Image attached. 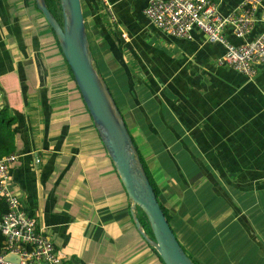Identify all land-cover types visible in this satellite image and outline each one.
<instances>
[{"label": "crops", "instance_id": "crops-1", "mask_svg": "<svg viewBox=\"0 0 264 264\" xmlns=\"http://www.w3.org/2000/svg\"><path fill=\"white\" fill-rule=\"evenodd\" d=\"M149 1L110 0V14L100 0H83L99 65L140 142L170 176L167 188H183L170 198L180 207L179 241L200 252L189 228L198 216V230H209L207 240L221 249L229 244L226 225L240 221L253 244L230 264H264V231L254 227L264 216V64L254 77L221 65L222 43L198 31L192 38L162 31L144 13ZM215 1L225 15L241 2ZM36 5L0 0V156L18 155L11 189L54 242L61 264H165L136 227L78 85L64 88L67 99L48 81L43 51L57 42ZM260 31L228 37L238 44Z\"/></svg>", "mask_w": 264, "mask_h": 264}, {"label": "built area", "instance_id": "built-area-1", "mask_svg": "<svg viewBox=\"0 0 264 264\" xmlns=\"http://www.w3.org/2000/svg\"><path fill=\"white\" fill-rule=\"evenodd\" d=\"M111 14L110 0H100ZM144 13L162 31L179 38H192L195 32L204 34L209 42L226 47L221 65H227L249 77L264 64V0H241L231 14H222L215 0H150ZM261 27L258 35L241 43H233L228 32L244 39ZM18 155L0 156V231L6 245L0 253V264H61L54 242L38 228L35 218L23 207L20 197L11 189V168ZM40 160L37 159V162ZM20 256L10 261V254Z\"/></svg>", "mask_w": 264, "mask_h": 264}, {"label": "water", "instance_id": "water-1", "mask_svg": "<svg viewBox=\"0 0 264 264\" xmlns=\"http://www.w3.org/2000/svg\"><path fill=\"white\" fill-rule=\"evenodd\" d=\"M54 30L83 99L132 203L131 213L139 232L155 248L165 264H196L173 230L150 182L138 149L102 72L89 38L83 0H60L63 22L46 0H36ZM139 208L147 216L153 236L143 227ZM10 261L20 256L10 254Z\"/></svg>", "mask_w": 264, "mask_h": 264}, {"label": "rangeland", "instance_id": "rangeland-1", "mask_svg": "<svg viewBox=\"0 0 264 264\" xmlns=\"http://www.w3.org/2000/svg\"><path fill=\"white\" fill-rule=\"evenodd\" d=\"M37 12H39L37 9H35ZM40 14V12H39ZM44 16V15H43ZM50 33L53 35L54 33L50 30ZM50 49V48H49ZM44 55L42 56V58L44 59L45 64L48 66V70H49V78L48 81L51 84V87L56 85L57 90L60 91L59 94H57V96H60L61 98H69L68 95L71 94L70 89L71 85L70 84H75L73 76L67 66L66 60L63 57V55L61 54V50L57 44L56 49L55 48H51L50 50L47 51H43ZM62 71V72H61ZM60 74V75H59ZM68 89H64L67 88ZM70 94H69V93ZM118 97V96H117ZM125 115V114H124ZM127 120H130V118L128 116H126ZM130 126L132 127V125L130 124ZM134 129V128H133ZM134 135L136 136V133L134 131ZM183 158V157H182ZM181 157H179V159H182ZM186 174H188V172H186ZM176 185V184H174ZM174 185H172L174 187ZM178 188L180 189L181 186L177 185ZM176 186V187H177ZM115 187V186H114ZM172 187V189H173ZM164 189H169V188H164ZM182 189L180 190H174V191H182ZM165 190L162 192V197L164 198L165 195ZM236 197L238 198V194H235ZM241 200V199H240ZM242 201V200H241ZM263 205V203L261 204V206ZM178 210L180 209V207L177 208ZM252 211H250V215L252 214ZM140 213V212H139ZM220 213L219 218H225V216ZM198 216H196V219L191 223V225L189 226V228L193 229L192 231V237L195 238V241H192V246H194V250L195 251H200L198 254L195 252H191L189 247H188V242H181L183 243L182 245L184 246V248L186 249L187 253L194 259V261H196L198 264H230L231 261L233 262V260L236 259H240V262L242 261L243 256L249 251V247H252V241H251V236L252 234H250V232H248L247 227H245V225L238 221L236 225L231 226L229 224L226 225V237H228V245L226 246L224 243L221 247V249L218 247L219 244L215 243V241H213V239H209L207 240V236L209 230L206 232H201L198 230L199 226L198 222L199 219ZM226 219V218H225ZM224 219V220H225ZM202 221V220H200ZM194 222H196L194 224ZM210 224L213 223V221L208 222ZM258 223V226L257 224ZM256 223L254 222V227L256 229H263L264 231V216L263 219H259L258 221H256ZM188 227V226H187ZM148 228V226H146V229ZM176 230V228H175ZM177 232V230H176ZM178 234V232H177ZM181 237L184 235L182 233ZM205 237V238H203ZM215 244V246L213 245V243ZM232 247V248H230ZM232 249V251H231ZM234 263V262H233ZM236 264H239L236 263Z\"/></svg>", "mask_w": 264, "mask_h": 264}, {"label": "trees", "instance_id": "trees-1", "mask_svg": "<svg viewBox=\"0 0 264 264\" xmlns=\"http://www.w3.org/2000/svg\"><path fill=\"white\" fill-rule=\"evenodd\" d=\"M47 2V5L48 7L50 8V10L52 11V13L55 15V17L60 21V23L62 24L63 22V14H62V9H61V5H60V0H46ZM34 3L35 5L37 4L36 3V0H34ZM84 6V4H83ZM37 7V5H36ZM38 8V7H37ZM84 9H85V6H84ZM39 10V9H38ZM85 12V10H84ZM86 17V16H85ZM47 21V20H46ZM48 23V22H47ZM49 26V29L54 33V36L56 38V42L61 50V54L63 55V57L65 58L63 52H62V49L60 47V44H59V41L57 39V36L54 32V30L51 28V26L48 24ZM113 26H115V24H113ZM89 33V32H88ZM115 34V32H113ZM89 38H90V35H89ZM90 42H91V39H90ZM105 41L103 40V43ZM56 44V45H57ZM91 48L93 50V53H94V56H95V59L97 61V64H98V67H99V70L100 72H102L103 76L105 77V80L108 84V81H107V76H105V74L103 73V70L102 68L100 67L99 65V62L96 58V54L94 52V49L92 47V44H91ZM66 60V58H65ZM111 60L108 59V62H110ZM66 63H67V66L73 76V79H74V82L77 86V83H76V80H75V77H74V74H73V71L70 67V65L68 64L67 60H66ZM119 79V78H118ZM120 80V79H119ZM109 86V84H108ZM78 87V86H77ZM110 88V86H109ZM110 90H112L110 88ZM112 94H113V91H111ZM82 95V94H81ZM114 96V94H113ZM122 114L124 115V110H123V107L121 106V103H118V100H116ZM126 104H123V106H125ZM125 117V115H124ZM126 120V123H127V126H128V129L130 130V133L132 135V138L134 140V143L138 149V152H139V155L141 157V160H142V163L144 165V168L147 172V175L150 179V182L151 184L153 185L154 187V190H155V193L157 195V198L173 228V230L175 231V228H174V223H175V220L177 218V212L174 211V209H176L177 207L175 206H172L171 203H170V198H173V195H174V190L172 188H169V189H164V188H167L168 186V183H167V180H169L170 176L168 177L165 169L162 167V165H160V161L158 160V158H156V156L154 155L153 151L151 150L150 146L148 145V143H142L140 142V139H139V134H137V132L133 129L135 128L136 126L134 124H131L132 127L130 126V123L128 122V120L125 118ZM12 120H9V121H6V125L9 126L12 122ZM134 131L136 133V136L134 135ZM235 175L237 174H232L233 177H236ZM229 177V176H228ZM169 178V179H168ZM166 191L165 192V195H164V198L162 197V192L163 191ZM178 205V204H177ZM2 212H5V208L3 207L2 205ZM139 218L142 222V225L146 228V226H148V228L146 229L147 232L153 236V233H152V230H151V227H150V224L147 220V216L145 215V213L139 208ZM180 216V215H179ZM176 233V231H175ZM177 235V234H176ZM178 237V235H177ZM179 239V238H178ZM5 246V236L3 235V233L0 231V253L3 249V247ZM194 260V259H193ZM196 264H198L196 261H195Z\"/></svg>", "mask_w": 264, "mask_h": 264}]
</instances>
